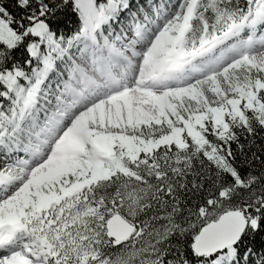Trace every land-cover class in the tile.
<instances>
[{
    "label": "snow or ice",
    "instance_id": "obj_1",
    "mask_svg": "<svg viewBox=\"0 0 264 264\" xmlns=\"http://www.w3.org/2000/svg\"><path fill=\"white\" fill-rule=\"evenodd\" d=\"M259 131L264 0H0V264H264Z\"/></svg>",
    "mask_w": 264,
    "mask_h": 264
},
{
    "label": "trees",
    "instance_id": "obj_2",
    "mask_svg": "<svg viewBox=\"0 0 264 264\" xmlns=\"http://www.w3.org/2000/svg\"><path fill=\"white\" fill-rule=\"evenodd\" d=\"M79 26V20L75 14H73L71 11H68L65 18L64 22L60 25L62 31L64 34L70 35L72 32H74ZM264 136V131H259L258 135L255 137V144L261 146L264 148V139H261V137ZM241 143H247V141L244 139L243 136H241ZM233 150H236V146L233 145ZM252 151H257L255 147H253ZM258 155H261V158L264 159V153H260L257 151ZM249 155H251V152H249ZM240 162V157L237 156V163L239 164ZM255 166H259V162H254ZM244 171H247L245 168ZM257 246L259 247V237H257Z\"/></svg>",
    "mask_w": 264,
    "mask_h": 264
}]
</instances>
